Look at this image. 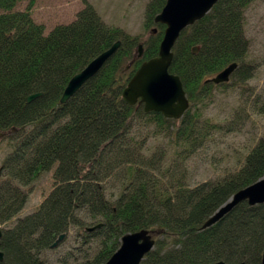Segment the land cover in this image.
Segmentation results:
<instances>
[{"label":"trees","instance_id":"trees-1","mask_svg":"<svg viewBox=\"0 0 264 264\" xmlns=\"http://www.w3.org/2000/svg\"><path fill=\"white\" fill-rule=\"evenodd\" d=\"M21 1L0 0V132L11 144L1 165L0 224L24 208L22 187L57 166L54 187L37 209L0 227V264H52L45 253L53 249L56 264H104L125 233L140 229L155 239L140 264H262L264 203L242 201L213 225H202L234 192L264 176V135L235 170L216 179L193 183L190 170L216 134L244 126L246 106L264 115V99L249 84L256 67L249 61L244 11L255 0H218L180 33L169 65L189 100L179 119L122 98L140 64L158 54L165 25L154 17L166 0L148 2L144 27L151 28L143 40L108 25L86 0L73 21L46 33L32 17L36 0L15 9ZM117 40L101 69L61 103L70 78ZM232 62L230 82H206ZM229 86L243 95L235 119L203 116L214 89ZM36 92L42 95L27 103ZM61 233L77 246L61 250L63 241L51 248Z\"/></svg>","mask_w":264,"mask_h":264},{"label":"rangeland","instance_id":"rangeland-1","mask_svg":"<svg viewBox=\"0 0 264 264\" xmlns=\"http://www.w3.org/2000/svg\"><path fill=\"white\" fill-rule=\"evenodd\" d=\"M98 11L103 20L112 26H117L131 35H139L145 39L150 28L145 29V11L150 0H86ZM26 0L17 4L15 9H24ZM85 0H36L31 9L32 17L37 23L45 26L47 33L52 27L60 23H69L75 19L76 13L83 8ZM245 32L249 39V61L255 65L254 76L249 84L254 94L264 99V0L251 2L244 11ZM230 82V81H229ZM226 83V82H225ZM240 90L237 87L215 88L211 99H207L203 116L217 121H232L235 111L242 104ZM248 114H241L244 126L237 131L225 134H216L206 149L201 150L190 162L191 182L197 183L213 180L230 170H235L239 159L243 158L248 148L264 135V115L258 114L250 106ZM11 149L7 133L0 132V180L3 178L2 160ZM57 164L43 172L33 183L23 186L28 199L22 211L16 216L20 217L37 209L41 201L54 187L53 172ZM1 228L11 226L15 219ZM67 236H65L66 238ZM63 239L61 250L77 246L71 236ZM66 240V241H65ZM62 241V242H63ZM58 250H48L45 256L56 264Z\"/></svg>","mask_w":264,"mask_h":264},{"label":"water","instance_id":"water-1","mask_svg":"<svg viewBox=\"0 0 264 264\" xmlns=\"http://www.w3.org/2000/svg\"><path fill=\"white\" fill-rule=\"evenodd\" d=\"M218 0H166L161 11L154 17L155 22L165 25L162 39L159 44L158 54L155 57L143 61L122 91V98L130 105L143 104L145 111L161 112L169 118L179 119L189 107V100L183 88L182 81L177 74L169 72V65L173 58V46L180 33L189 25L202 18ZM156 29H154V32ZM121 41H115L92 58L79 72L75 73L68 81L60 102L65 103L74 95L80 87L93 77L104 63L115 53ZM198 46L193 47V52L198 51ZM143 45L138 44L137 57H141ZM237 67V62H232L214 76L206 80L215 84L228 82L230 76ZM41 92L27 96V103L41 96ZM242 201L249 205L264 203V176L255 182L234 192L227 201L221 204L203 223L206 228L233 209ZM102 223L88 227V231L100 228ZM2 230L0 228V238ZM61 233L51 244V248L57 247L65 238ZM155 244L153 234L147 229L125 233L120 239L119 247L112 253L104 264H140L145 255L152 250ZM3 252L0 250V260ZM212 264H225L217 261ZM264 264V251L262 257Z\"/></svg>","mask_w":264,"mask_h":264}]
</instances>
